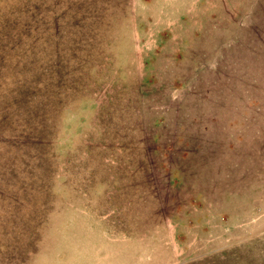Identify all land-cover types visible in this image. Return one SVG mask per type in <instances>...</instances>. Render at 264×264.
<instances>
[{
  "label": "rangeland",
  "instance_id": "374dc122",
  "mask_svg": "<svg viewBox=\"0 0 264 264\" xmlns=\"http://www.w3.org/2000/svg\"><path fill=\"white\" fill-rule=\"evenodd\" d=\"M0 264H264V0H0Z\"/></svg>",
  "mask_w": 264,
  "mask_h": 264
},
{
  "label": "trees",
  "instance_id": "16d2710c",
  "mask_svg": "<svg viewBox=\"0 0 264 264\" xmlns=\"http://www.w3.org/2000/svg\"><path fill=\"white\" fill-rule=\"evenodd\" d=\"M37 144L40 145L41 143L38 141Z\"/></svg>",
  "mask_w": 264,
  "mask_h": 264
}]
</instances>
